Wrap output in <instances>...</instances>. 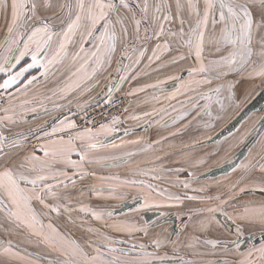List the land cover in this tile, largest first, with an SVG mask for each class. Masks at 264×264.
Instances as JSON below:
<instances>
[{
  "label": "snow or ice",
  "instance_id": "snow-or-ice-1",
  "mask_svg": "<svg viewBox=\"0 0 264 264\" xmlns=\"http://www.w3.org/2000/svg\"><path fill=\"white\" fill-rule=\"evenodd\" d=\"M0 18L3 20L0 30V73L7 77L0 82V101L7 100V106L0 108V112L4 113L0 116V227L7 225L14 229H27L32 235L41 238L52 252L57 253L56 258L49 260L48 264H165L167 254H160L165 242L158 238L150 239L153 251H148L149 245L145 243L111 247L113 244H128V240H116L89 227L87 231L99 235L103 242L85 239L81 244L70 231L62 233L54 227L51 218L53 214L56 217L67 215L69 222L75 224L71 213L78 211L89 214L94 220L104 221L105 227L112 231L128 236L143 232L147 237V225L139 227L128 219L107 224L105 217L116 215V209L94 210L85 205L73 208L69 188L76 187L77 178L83 179L89 175L83 168L85 162L91 164L114 160L123 163L136 153L152 152L153 164L159 165L148 170H135L139 176L150 175L151 179L160 180V173L182 171L163 166L162 161L167 154H158L157 146L167 137H160L151 143L147 140H132L115 146L107 153H98L86 150L83 145L90 142L89 148H98L102 134L110 136L119 132L120 117L112 116L110 122L100 123L95 130L86 127L74 133L77 124L64 117L59 126L52 128L51 133L44 132L41 138L43 143L33 144L29 148L28 136L36 135L34 130L29 129L27 134H4L8 125L17 124L16 117L21 110L24 113H36V108L31 106L35 101L29 99V93L39 83V78L35 75L22 78L30 69H39L40 75L47 79L53 66L70 59L68 81L63 87L52 89V96L45 99L55 98L67 102L55 104L57 109L68 107L71 110V105L75 103L78 110H84L90 101L80 102L69 98L73 92L82 96L100 87L104 104L115 106L114 93L124 92V84H131L144 74L137 69L145 59L148 61L146 67L153 63L158 68L174 65L177 72L187 73V81L178 74L169 75L154 85L132 87L125 94L133 96L147 88L162 92V86L168 81H180L178 85H173L176 91L163 100L170 102L183 95L185 99L178 100L183 110L168 116L169 112H176L175 105L168 103L165 106L161 98L156 96L145 97L140 103L153 104L152 110L139 114L132 112L125 119L136 121L137 127L146 130L153 123L167 127L169 122L175 124L195 112L193 120L207 118L204 127L213 128V121L221 119L220 114L226 107L237 104L236 83L228 79L230 75L244 76L247 73L248 78H264V0H0ZM53 45L56 47L53 48ZM165 56L170 58L165 59ZM25 57H30L31 62L17 71ZM188 60H192V63L187 64ZM113 63L116 65L114 69ZM105 72L108 73L106 82L101 85L97 76ZM13 86H17L15 94L9 92ZM205 87L207 91L203 90ZM213 97L214 104L211 102ZM201 100L206 103L201 104ZM156 104L160 106L156 107ZM44 111L48 114L47 109ZM124 112L128 113V108H124ZM165 116H168L167 120L163 119ZM141 119L143 124L140 123ZM258 125H264V116L253 124L251 131H257ZM134 131L124 128L123 134L127 136ZM57 133H60L58 137ZM238 133L239 128L233 124L218 133L220 138L215 143L220 147L227 145L228 149L247 146L245 141L250 133L246 132L237 139ZM77 140L81 142L79 147L75 143ZM259 144V159L251 165L241 164L237 167H245L249 171L259 167L260 172L264 173V133L260 134ZM252 147H255V143ZM73 154L79 156V161L71 159ZM225 163L231 164L232 161L226 159ZM69 168L72 169L71 174ZM188 177L175 181V186L188 189L194 178L193 173L189 172ZM117 184L142 190L133 198L139 203L140 209L162 207V200L179 204L186 199L210 205L189 209V219L194 214L198 217L197 223L193 225L194 230L205 234L214 221L219 223L218 215L232 221L235 239L230 243L233 248L229 249L225 245L224 250L232 251L236 259L213 261L180 257L173 264H264V202L258 206H250L249 202L244 206V212L239 214L242 221L261 225L259 244H253L246 251L241 250L244 227L236 224L226 211L227 207L232 206L233 199L245 193L243 188L240 193L235 192L238 185L233 186L231 194L224 193L228 197L224 199L221 195L168 193L167 189H159L157 185L145 183L143 179H125L117 181ZM258 190L264 193V178ZM108 191L114 194V198L127 195L117 191L116 185H110ZM201 213L208 215L199 216ZM45 217L49 219L47 225L43 222ZM193 241L210 246L213 250L221 243L207 235L202 240L190 235L185 246L193 248ZM15 248L10 240L7 246L0 245V264H13V261L25 259ZM192 254L203 256L207 253Z\"/></svg>",
  "mask_w": 264,
  "mask_h": 264
},
{
  "label": "rangeland",
  "instance_id": "rangeland-1",
  "mask_svg": "<svg viewBox=\"0 0 264 264\" xmlns=\"http://www.w3.org/2000/svg\"><path fill=\"white\" fill-rule=\"evenodd\" d=\"M176 74L179 75V72L176 71L175 75ZM180 76H182L183 79L187 81L188 79L187 75L184 76L183 73L180 72ZM197 78H200V77H197ZM97 79L100 81L101 85H103L106 82L105 77L97 78ZM157 81L158 80H154L153 82L157 83ZM177 82L178 81H171V84H169L168 86H171L174 84L177 85L180 83V82L179 83ZM100 89H101L100 87H96L94 91L90 93H85L82 96L77 95L76 93H72L69 98L74 99V100H79L80 102L90 101L89 104H91L93 101L98 100L100 97L104 96V94L103 95L98 94L100 92ZM147 89H151V88H147ZM206 89L207 88L205 87L203 90L205 91ZM126 92L124 91V92L114 93V95H118V94L126 95L125 94ZM165 92H168V90L162 93H165ZM162 93H159V94H162ZM159 94H156V95L158 96ZM143 95L144 94L140 93V94L135 95V97L136 98L139 96L142 97ZM169 95H166L165 97ZM5 97H7V93L5 94ZM128 97L131 98V96H128ZM184 99H185V96L183 95H179L177 99L172 100L170 102L164 101L163 98H161V102L164 103V105L171 103L176 106V112H169L168 116L176 115L177 112H180L183 110L180 104L178 103V100H184ZM60 101L62 100H59L58 102ZM212 101H215L214 97ZM149 105L151 107H147L148 106L147 104H142V103L138 105L131 104V109L129 108L128 113H126L123 116V120L121 122V125L119 126V132H116L110 136H104L102 134L101 137L99 138L100 146L98 148H95V149L89 148L88 145L90 142H86L85 146L84 145L83 146L88 151H95L98 153H107L111 149H113L115 146H118L122 143L130 142L131 141L129 139V137L131 136L129 135L130 133L127 136H125L123 134V130L124 128H128L132 126L133 124H137V122L131 119H125V117L128 116V114L132 112H136L137 114H139L143 111H151L153 104L150 103ZM6 106H7V100L5 98L4 107ZM36 107L37 109H36L35 114L30 111L27 113H24L23 110L20 111L16 117L18 121L17 124L8 125L4 129V134L5 135H11L14 133L27 134L29 129L34 130L40 127L42 125V124L39 125V122H42L40 117L30 120L29 121L30 124H26L22 122L23 120L21 121V119H24L25 117L29 118V117L39 116L38 114L43 112V109L39 108L38 106ZM72 107H75V103L71 105V108ZM156 107H159V104H156ZM184 107H188V105H184ZM67 109L69 108L67 107ZM241 109H242V106L239 107V110H234V109L225 110L223 113L220 114L221 119L216 120L214 127L211 128L210 130H208V128H205L203 126V122L207 118H200V119L193 120V117L195 116V112H192L191 115H189L186 119L182 121H177V123L175 124H172L171 122H169L167 127H160L159 124L153 123L145 131L135 134L136 137H134L133 140H147L149 143H151L154 140L159 139L160 137H167L166 141L162 142L161 145L157 146L158 154L162 156L167 154V157L162 161L163 166L166 169L167 168L182 169L183 171L184 170L183 167L185 166L196 165L195 171L192 172L194 178L191 179L188 189H184L183 186H180V187L175 186V183H174L175 181L189 179L188 173H183L182 171L160 173L159 174L161 176L160 180H153L151 179L150 175L149 176H139L138 174H135V170L137 169L148 170L152 167L159 166L158 164L156 165L153 164L154 157H153L152 152L136 153L131 158H128L125 160V162L121 163L119 168H116V164L118 162L114 160H106V161H101L98 163H91V164L86 165V168H84V170L87 171L89 175L85 176L83 179L77 178L76 184H79V186L76 189L71 188V187L69 188L70 189L69 191L72 193V200H71L72 207L74 208L76 207L77 204H82L94 210L116 209L117 210L116 215H114L111 218L105 217V220L107 221V224L109 225L112 224L116 220H124V219L130 220L131 217L143 215L144 216L143 225L148 226V236L145 237L144 233L133 235V236H127L126 238H131L133 240L129 245H124L123 247H130L132 243L141 242V240L146 241L147 244L150 245V239L157 238V237H154L156 236V234L154 233V230L162 229L163 224H164V222L159 225L153 223L152 222L153 216H161L162 212H165L167 210L171 211V209L174 207L173 202L168 201V200H162L163 206L158 207V208L153 207V208L140 209L139 203L132 206L131 208L127 207L131 202L134 201L133 198L138 196L142 190L138 187L117 184V181H123L125 179H128V180L143 179L145 183H152L154 185H157L159 189H167L168 193H181V194H186L188 196H217V195L224 196V193L228 192V189L226 188V184H225V181L227 180L226 178L227 175H230V173L235 172V170L233 169H236L239 162L243 160L245 156V152H247L250 146L245 147L243 151L239 150V151L231 152L227 156L223 157L221 154L217 153L218 152L217 149L220 148V146L215 143L216 140H213V141L207 140L206 142L203 140V138L206 136H210L211 134L219 138L218 133H220L222 129H225V127H227L229 122L233 120L235 116L238 115ZM215 111L216 110H214V114H215ZM84 112H81V113L74 112L69 115L63 116V118L68 117L69 119L73 120L76 123L78 117H80L82 113ZM2 113H1V116L4 115V113L3 114ZM9 115H11V113H9ZM168 116L163 117V119L167 120ZM20 117H23V118H20ZM140 123H143V119H141ZM239 124L240 123L236 125L237 128H239L240 126ZM259 127L260 125L258 126V129H260ZM9 129L11 131H9ZM258 129H257V132H258ZM47 130L48 129H45L38 133L35 132L36 135L28 136V147H31V145L33 144L42 143L40 139L41 137L44 136V132H47ZM233 131H235V128L233 129ZM170 133H175V135H170ZM224 134L227 135V133H224ZM66 136L67 135L65 134V137ZM255 140L256 139H254V141ZM79 146H81V144H78V147ZM78 157L74 156V158H78ZM226 159H230L232 163L231 164L225 163ZM68 171L71 174L72 170L70 168L68 169ZM98 172L107 173L108 176H110V178H108L110 179V181H108V179L105 183L97 181L98 178H96L94 174ZM239 174H240L239 180H241L245 176H249V173H244L242 175V172H241ZM262 174L261 176L264 175ZM249 178L250 177H248L246 180H248ZM256 180H257V183L254 182V185H256L259 188L260 179L258 178ZM169 181L173 183H169ZM236 183L237 181H235L233 184H236ZM84 184H90L89 188L88 189L82 188ZM110 185H116L117 191L126 193L127 195H125L123 198H114V194L108 191ZM233 186L234 185H232L231 187L233 188ZM93 188H95L94 192L92 191ZM199 189H204V191H198ZM74 194H78L80 196L78 197V196H75ZM244 196L246 198H251V197H254L255 195H252V193H250ZM225 198H227V196H224V199ZM258 199H259V202L256 203V206H258L261 202H264V196L259 195ZM142 202L143 201H141V203ZM183 202L186 206L192 209L210 206L207 204L200 203L199 201H189L186 199ZM236 206L241 207V208L243 207L240 204L238 205L236 204ZM242 212H244V209L242 210ZM74 213L76 214L79 213L81 215V217L79 218V221L84 222L85 227H83V229L84 230L86 229V232L88 234L96 235L95 233H90L87 231V229L91 226H93V229H96L100 231V233L102 232L103 234H106L110 237H120V236H125L126 234V233L112 231L110 228L105 227L104 221L94 220L91 218L89 214L80 213L78 211H74ZM206 215L208 214L207 213L199 214V216H206ZM222 217L223 216H221V218ZM235 217L239 218L236 215ZM192 219H193V222L191 224L193 227V225L197 223V219H198L197 215L194 214L192 216ZM218 220H219V223H216L214 221L211 229L206 234L196 230L198 232L199 237L204 238L205 235H207L208 238L224 237V234H223L224 232L222 228L219 226V224H221V220L220 219ZM247 222L248 221L245 222L246 226H249L250 224H251L250 226H253V225L256 226L251 229L260 228V230H257V231L253 230L251 235H254L257 232L261 231V225L259 223L253 224V223H247ZM172 223L173 221H171L170 224ZM223 225L225 226V223H223ZM5 226L6 228L9 229L8 231L10 233H11V230L14 229V228H10L7 225ZM219 231L220 233H218ZM188 237L189 236L185 233L184 238L188 239ZM9 238L14 239V237H11V236H9ZM193 244H194L193 248H187L186 246H184V248L182 249V252L187 253L188 255H193L192 253L198 252L199 250H196L195 248L198 245L194 242ZM164 245H166V243H164ZM192 250H195V251H192ZM39 251L42 253L43 251L49 252L48 247H42L40 248ZM208 252L209 253L206 252L207 253L205 255L206 257L210 255V251ZM219 252H221V249L216 248V251L212 252L211 255L212 254L214 256L221 255ZM228 253L229 252H227V254ZM51 256L56 258L57 253L51 252ZM204 260H207V258H205ZM36 262L38 264H48V262L42 263L39 260H36Z\"/></svg>",
  "mask_w": 264,
  "mask_h": 264
},
{
  "label": "flooded vegetation",
  "instance_id": "flooded-vegetation-1",
  "mask_svg": "<svg viewBox=\"0 0 264 264\" xmlns=\"http://www.w3.org/2000/svg\"><path fill=\"white\" fill-rule=\"evenodd\" d=\"M193 59H194V57H193ZM188 62H189V64H191L192 60H188ZM182 73L184 76L187 75L186 72H182ZM179 75H180V72H179ZM228 79H230L236 83L235 93H236L237 104L239 106H237V104H234L231 107H226L225 110H232V109L239 110V107L242 106V109L240 110V112H241L259 94L260 95L263 94V96H264V78H261L258 76L253 77V78H248L247 73H245L244 76L230 75L228 77ZM179 82L180 81H178L177 83H179ZM105 91H106V89H105ZM205 91H207V89ZM242 93H245V94H243V96H240L239 94H242ZM98 94L103 95V93L101 92V89H100V92ZM199 102L201 104L206 103V101H203V100H201ZM211 102L213 104L215 103V101H211ZM214 110H216V109L214 108L213 111ZM239 113H238V115H239ZM237 116H235L234 119ZM261 116H264V100L257 106V108L251 110L239 122L240 126H239V133L237 134V139H239V137L241 135H243L244 133L249 132L250 134L247 136L246 141H245V144L247 146H235V147H232L231 149H228V146L224 145L223 147H220V150L217 153H219L223 157H225L231 152H235V151H239V150L243 151L245 147L250 146V148H252V151L250 152L248 149L247 152H245V156H244L243 160L240 161L238 165H241V164L251 165V164L255 163L259 159V153H260L259 140H260V134L264 133V125H260V127H259L260 129L257 128L258 132L257 131H251V130H252L253 124L256 123V121ZM233 120H231L229 122V124L227 125V127H225V128H228V126L230 125V123H232ZM215 121H213L214 124H215ZM206 122H207V119L204 120L203 126ZM141 124H143V123H141ZM133 125L128 127V128L135 129V131L129 132L130 133L129 135H132V133H135V132H136V134H138L139 132L145 131V130H142L141 128L137 127L136 124H133ZM150 126H148L147 129ZM210 129L211 128H208V130H210ZM209 137H211V139H209ZM219 138H217V136L215 137V135L211 134L210 136L204 137L203 140L207 142V140L213 141V140H217ZM254 139H256V140L254 141ZM233 143H235V142H233ZM254 143H255V147H252ZM225 149H228V150L225 151ZM120 164L121 163H117L116 168H118L120 166ZM183 168H184V170L182 171L183 173L194 172L196 165H193V166L189 165V166H185ZM189 168H190V170H189ZM241 172H242V175L244 173H249V176H245L244 178L239 180V175H240L239 173H241ZM261 174L262 173L260 172L259 167L252 169L250 171L245 167H236L235 172L230 173V175H227V177H226L227 180L225 181L226 188L228 189L229 194H231V191L233 189L231 187L232 185H238L237 187H235L236 193H240L241 188L245 189V193H240L238 198H235L231 201L232 206H229L226 208V211L230 215H232L236 224H240L244 227V232H243L244 242L241 245L242 251H246L247 248L251 247L253 244L258 245L260 242V239H261V231L257 232L254 235H251L253 230L257 231V230H260V228L251 229V228L256 227V226H254V225L250 226L251 224L249 226H246L245 225L246 221H242L240 219V216H239L240 213H243L242 210L244 209V206L246 204H249V202H250V206H254V205L256 206V203L259 202L258 196L259 195L264 196V193H261L258 190L259 188L256 185H254V182L257 183L256 179L259 178L261 181V179L264 178V175H263L264 173L262 174L263 176H261ZM94 175L96 178H98L97 181L102 182V183H105L107 181V179L110 178V176H108L107 173L98 172ZM237 177H238V179H237ZM248 177H250V178L248 180H246ZM108 181H110V179H108ZM235 181H237V183L233 184ZM251 182H253V183H251ZM78 186H79V184H76V187L74 189H76ZM89 186H90V184H84L82 188L88 189ZM253 189H256V190L253 191ZM250 193H252V195H255V196L251 197V198H246L244 196V195H247ZM74 195L78 196V197L80 196L78 194H74ZM225 199H228V197ZM172 202H173L174 207L171 209V211L167 210L165 212H162L161 216H153V219H152L153 220L152 222L155 224H158V225L164 222L162 229L154 230V233L156 234V236H154V237H157L166 243V245H163L161 250H160V254L162 256L167 254L168 259L165 261V264H173V261L179 259L180 257H183L186 260L187 259L199 260V259L207 258V260H213V261H216V260L222 261L225 259L231 260V259L237 258L233 254L232 251H228L229 253L227 254V252H225V250H224L225 245H227V247L229 249L233 248L230 241L235 239L234 235H232V233L235 232V228L232 225V221L228 220L224 216L221 218V215L218 216V219L221 220V224H219V226L222 228V230L224 232L223 233L224 237H215L214 238V239H218L221 242L220 246L218 247L221 249V252H219L221 255H216V256H214L213 254L211 255V253L215 252L216 249L213 250L210 248V246H206L203 243L197 244L198 246L195 247L196 250H199L198 252H207V253H209L208 251H210L211 256L208 255V257H206L205 255L198 256V255H188L187 253H183L182 249L184 248L185 243L188 242V239L184 238L185 233L188 236L195 235V236L199 237V235H198V232L196 230H194L192 227L191 223L193 222V219L192 218L189 219V209H192V208H189L188 206H186L184 204V202L179 203V204L174 202V201H172ZM136 204H137V202L133 201L127 207L131 208L132 206H134ZM236 204L237 205L240 204L243 207L242 208L237 207ZM81 205L82 204H77L76 207H74V208H79ZM194 209H198V208H194ZM235 215L238 216L239 218H236ZM71 217L73 220H75V224H72L69 222L67 215H62L60 217H56L55 214L52 215L51 223L53 224L54 227H56L62 233H68L70 231L71 235L81 244L84 243L85 239L97 241L98 243L103 242L102 238L99 235L88 234L86 232V229L85 230L83 229V227H85V224H84V222L79 221V218L81 217V215L79 213L76 214L73 211L71 213ZM130 221L134 224H137L138 226L140 225L139 227L144 226L143 225V222H144V216L143 215L131 217ZM171 221H173L172 224H170ZM43 222L45 225H47L49 223V219L47 217H45ZM223 223H225V226L223 225ZM247 223H249V222H247ZM91 227L93 228V226H91ZM0 229L3 230V226L0 227ZM98 232H100V231H98ZM142 233L143 232H140V233H136L134 235H138V234H142ZM218 233H220V231ZM9 236L14 237V239H10ZM127 236L128 235L125 234V236L111 237V238L116 239V240H128V244H113L110 246L111 247H123L124 245H129L133 239L126 238ZM180 237H183L184 240L182 238L181 240H179L180 242H178V239ZM163 238H165V239H163ZM200 238H201V240L203 239L202 237H200ZM19 239H21V240H19ZM9 240L12 242V244L14 246H16L15 250L20 251V254L25 257V259H23V260L13 261V264H38L36 262V260H39L42 263L43 262L47 263V262H49V260L55 259L53 256H51L52 250L43 242V240L41 238L29 233L27 229L19 228V229H14V231L11 233L9 231H5V233H0V245L7 246V241H9ZM37 240H39V241H37ZM168 241H173L175 243H168ZM139 243H145L146 245H149V244H147L146 241H143V240H141V242H137V244H139ZM42 247H48L49 252H46V251H43V253L40 252L39 250ZM174 248L176 249L175 255H173V249ZM147 250L153 251V249L150 245L147 248ZM192 251H195V250H192ZM28 254H31V255H28ZM37 258H39V259H37Z\"/></svg>",
  "mask_w": 264,
  "mask_h": 264
},
{
  "label": "crops",
  "instance_id": "crops-1",
  "mask_svg": "<svg viewBox=\"0 0 264 264\" xmlns=\"http://www.w3.org/2000/svg\"><path fill=\"white\" fill-rule=\"evenodd\" d=\"M2 26H3V20L2 18H0V30H2ZM0 39H2V36H0ZM56 45H53V48H55ZM72 50L71 46H70V51ZM149 55L151 54V52L149 51L148 53ZM170 57L165 56V59H169ZM31 59L30 57H25V59L21 62V64L17 67V71L19 70V67H22L24 64L26 63H30ZM188 64V61H187ZM71 65V60H65L62 64L59 65H55L53 66V68L50 70V75L47 79H45L43 76L40 75V71L39 69H30L28 73L25 74V77H23L22 79H26L28 76L30 75H35L39 78V83H36L35 86L33 87V89L30 90L29 93V99L33 100L34 99V103L31 105L32 107H35L37 109L36 106H38L39 108L43 109V112L39 113V116H34V117H25L24 119H21L22 122L26 123V124H30V120L35 119L37 117H40V119L42 120V122H39V125H44L45 123H47L53 116H55L58 112L67 109V107L62 108V109H57L55 108V104L60 103V104H66L67 102L62 100L60 102H58L59 100H55V98H53L52 100H48L45 99L46 97H50L52 96V89L54 88H60L63 87L66 83V81H68V78L70 76V72H69V67ZM146 65H148V61L147 59L144 60V62L138 66L139 71H142L144 74L141 75L137 81H133L131 84H124L123 88L126 91H128L130 88L132 87H140L143 86L145 84H150V85H154L156 83H154V80H164L167 76L169 75H175L177 68L174 65H169L166 67H157V65L155 63H153L150 67H146ZM115 63L112 64V69L115 68ZM78 67V65H77ZM72 71H75V68H72ZM90 71V69H89ZM108 75L107 72L103 73L102 75L98 74L97 78H104ZM7 77L5 76L4 73H0V82H2L3 79H6ZM169 84H171V81H168L165 85H163V91H167L165 93H162L159 90H154V89H146L144 92H141L142 94H144L142 97H135V95L128 97V111L129 108L131 109V104H141L140 101H142L145 97H152L156 94H159L157 97L159 98H164L166 95L172 94V92L176 91V88L171 85L168 86ZM17 86H13L11 89H9V92L15 94V90H16ZM75 93V92H73ZM140 94V93H138ZM243 94H239L240 96H243ZM137 95V94H136ZM21 99H23V97H21ZM164 104V103H163ZM147 107H151L149 104H147ZM166 105V104H165ZM160 106V105H159ZM45 109L48 110V114H45ZM22 111V110H21ZM3 114V113H2ZM1 116V115H0ZM64 119L63 117L60 118L58 121H56L51 127L47 128V132L51 133L52 132V128L53 127H57L59 126L60 121ZM41 125V126H42ZM78 130H83V129H78L77 130H73L74 131H78ZM136 133L132 134L129 139L133 140L134 137H136L135 135ZM60 135V133L56 134V137H58ZM53 137V138H56ZM42 138V137H41ZM67 138V136L65 137ZM41 142L43 143V139H40ZM76 145L78 146V144H81V142L79 140H77ZM86 144V142H85ZM84 144V146H85ZM83 146V147H84ZM30 148V147H29ZM38 155H42V153L37 152ZM74 156L78 157L76 154H73L71 159L79 161V157L78 158H74ZM89 163H84L83 168H86V165H88ZM119 168V167H118ZM71 169V168H70ZM72 170V169H71ZM6 226H3V230L0 229V233H5V229ZM13 230H11V232H13ZM183 237H180L178 239V242H180L179 240H181ZM184 240V239H183Z\"/></svg>",
  "mask_w": 264,
  "mask_h": 264
},
{
  "label": "built area",
  "instance_id": "built-area-1",
  "mask_svg": "<svg viewBox=\"0 0 264 264\" xmlns=\"http://www.w3.org/2000/svg\"><path fill=\"white\" fill-rule=\"evenodd\" d=\"M115 106L105 105L104 98L97 104L86 110L80 117H78L76 124L78 129L86 127L99 128L100 123H108L112 116H119L122 122L123 116L126 114L124 108H128V98L124 94L114 95ZM5 106V99L0 101V108ZM2 112H0L1 115ZM91 121V123H89ZM121 123L119 124V126Z\"/></svg>",
  "mask_w": 264,
  "mask_h": 264
},
{
  "label": "water",
  "instance_id": "water-1",
  "mask_svg": "<svg viewBox=\"0 0 264 264\" xmlns=\"http://www.w3.org/2000/svg\"><path fill=\"white\" fill-rule=\"evenodd\" d=\"M102 98H104V96L100 97L98 100L93 101L91 104H89L84 110H78L76 107H72L71 110L69 109H65L62 110L60 112H58L55 116H53L47 123H45L44 125L34 129V131L36 133L43 131L49 127H51L56 121H58L60 118H62L65 115H69L71 113L74 112H84L88 109H90L92 106H94L95 104H97ZM264 96L263 94H259L257 97H255L240 113L239 115L232 121V123H230V125L228 127H231L233 124H237L240 122V120H242L251 110L257 108V106L264 100L263 99ZM43 129V130H41Z\"/></svg>",
  "mask_w": 264,
  "mask_h": 264
}]
</instances>
